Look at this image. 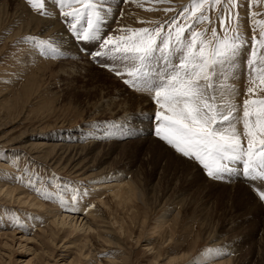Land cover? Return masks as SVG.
Instances as JSON below:
<instances>
[{"label":"rangeland","instance_id":"1","mask_svg":"<svg viewBox=\"0 0 264 264\" xmlns=\"http://www.w3.org/2000/svg\"><path fill=\"white\" fill-rule=\"evenodd\" d=\"M109 2L113 12L104 32L116 36L125 26H155L138 21L177 17L183 23L180 12L191 0ZM240 4V32L251 42L250 12L264 13V0ZM46 10L52 14L34 10L27 0H0V188L17 189L15 198L0 193V264H264L260 182L210 178L199 163L157 137L149 119L158 110L153 94L125 84L128 77L102 66L110 63L104 58L85 55L65 23L70 18L61 16L52 0ZM218 11L210 18L221 31ZM56 31L74 44L66 46ZM28 36L56 41L63 55L41 54L25 41ZM244 53L240 75L232 81L240 104L251 86L244 70L247 48ZM126 121L134 128L130 136L106 135L113 124ZM67 132L93 137L68 149L57 145L70 144L57 138ZM29 178L34 186L27 185ZM128 181L136 182L143 199L119 203L113 186ZM27 195L44 206L17 199ZM57 211L92 228L56 227ZM165 213L167 221L156 229ZM210 248L219 254L198 259Z\"/></svg>","mask_w":264,"mask_h":264},{"label":"snow or ice","instance_id":"2","mask_svg":"<svg viewBox=\"0 0 264 264\" xmlns=\"http://www.w3.org/2000/svg\"><path fill=\"white\" fill-rule=\"evenodd\" d=\"M27 2L43 15L52 14L46 10L48 0ZM52 2L61 16L70 18L65 23L73 38L84 45L81 51L85 55L104 58L110 63L102 66L117 76L128 77L125 84L153 94L158 110L151 119L157 137L199 163L210 178L243 177L260 182L257 195L264 200V20L255 19L264 13L250 12L251 42L240 32V0H191L180 12L183 23L177 17L163 23L138 21L155 26H125L113 36L104 32L113 12L109 0ZM167 2L170 0H155ZM250 4L256 6L258 0H250ZM172 10L163 9L165 13ZM216 10L221 31L210 18ZM24 39L41 54L63 55L61 45L54 40L35 36ZM89 45L99 50H90ZM245 48L244 70L251 86L240 104L232 81L240 75L238 65ZM112 128L114 131L106 135L130 136L134 131L127 121ZM27 185L34 186L30 178Z\"/></svg>","mask_w":264,"mask_h":264},{"label":"bare ground","instance_id":"3","mask_svg":"<svg viewBox=\"0 0 264 264\" xmlns=\"http://www.w3.org/2000/svg\"><path fill=\"white\" fill-rule=\"evenodd\" d=\"M34 17V16H33ZM33 20H35V19H37L36 17L35 18H32ZM31 19V21H32V23H33V20ZM38 20H40L39 18H38ZM45 20V19H44ZM44 20H42V22L44 21ZM109 20V19H108ZM49 21V20H48ZM35 22H37V21H35ZM34 22V23H35ZM46 22V21H45ZM40 23V22H39ZM51 23V22H50ZM52 24V23H51ZM50 24V25H51ZM55 24V23H54ZM38 25V24H37ZM55 27H58V25L56 26L55 25ZM54 27V28H55ZM60 27V26H59ZM57 28H55V30H56ZM60 30H61V28H60ZM56 32H59V31H56ZM55 32V33H56ZM56 35V34H55ZM58 36V35H57ZM56 36V37H57ZM64 36V35H63ZM63 36H61V33L59 32V38L60 39H63V40H61V42L63 41V43L64 44H66V46H68V47H70V46H72L74 43H73V41L72 40H66L67 39V35H66V38H64ZM53 39H55V38H53ZM63 45V44H62ZM65 46V45H64ZM63 47V46H62ZM74 47V46H73ZM65 48V47H64ZM62 49V48H61ZM74 49V48H73ZM71 50H72V48H71ZM71 50H70V52H71ZM68 51V50H67ZM74 51V50H73ZM77 51V50H76ZM75 53V52H74ZM73 53V54H74ZM151 117H149V119H150ZM137 123H139L140 122V120H137L136 121ZM144 123H146V122H144ZM140 124V123H139ZM138 124V125H139ZM149 124V123H148ZM153 129V128H152ZM149 131L150 130H148L147 132H146V134H148L149 133ZM152 132V131H151ZM68 133V134H67ZM67 133H65V134H60L57 138L58 139H62L63 138V140H67L68 141V139H70L69 140V142H70V144H57V145H61V147H64V145L65 146H67V148L69 149H71L73 146L74 147H76L77 146V144H75V145H73V144H71V143H74V142H78V141H82V140H84L85 138H87L88 137V135H91L92 137H93V133L92 132H89V133H87L86 135H85V133H83V132H81V135H80V133L78 132V133H69V132H67ZM72 140H74V141H72ZM99 141V140H98ZM145 141V140H144ZM96 142H97V140H96ZM97 144V143H96ZM93 145V144H92ZM55 147H56V144H55ZM59 147V146H58ZM73 147V148H74ZM79 147H81V146H79ZM91 147V145H89L88 144V146L86 145V146H83V149L84 148H90ZM54 148V147H53ZM120 172V171H119ZM119 172L117 173V174H115V177H114V180H117V178L118 177H120V175L121 174H119ZM106 176V175H105ZM121 181V180H120ZM116 182V181H115ZM135 183V184H134ZM134 183H132V181L130 182V181H128V182H124V183H117L115 186H113V191H112V194L116 197V198H118L119 200H118V202L120 203H124V204H128L129 202H134V200L135 199H143V192L140 190V188H139V186L136 184V182H134ZM16 188H13V187H6L5 189L4 188H0V193L1 192H4L6 195H8V196H10V197H12V198H15V192H16ZM17 199L19 200V202H21V203H27V204H29V205H37V206H40V207H43L44 205H43V203L41 202L40 203V201L38 200V199H35V198H33V197H31V196H29V195H27V196H19V197H17ZM36 200H38V201H36ZM80 200V199H79ZM82 200V199H81ZM103 202V201H102ZM78 205H79V203H77ZM75 205H76V203H75ZM85 206V205H84ZM81 210L82 211H85V210H87V209H85V208H81ZM56 214H55V216H56V219H55V221H53L52 223L53 224H55V226L56 227H58L59 225H61V226H65V225H68V226H71V228H73L74 230L73 231H84V232H87V231H89L92 227L90 226V225H88L87 226V224L86 223H83L82 224V220L80 221V222H78V218L77 217H75V216H71V215H69V214H66V213H64V212H59V211H57V212H55ZM88 213V212H87ZM94 214V213H93ZM166 218H167V213H165L164 215H162V216H160L158 219H157V226H156V229H158V228H160V227H162V225H164V223H165V221H167L166 220ZM121 227H123V226H121ZM217 254H219V251L216 249V248H210L209 250H207V251H203L201 254H200V257L198 258V259H204V258H207V257H213V256H215V255H217ZM73 263V261H71V262H69V263H66V264H72ZM224 264H229V262H226V263H224Z\"/></svg>","mask_w":264,"mask_h":264}]
</instances>
